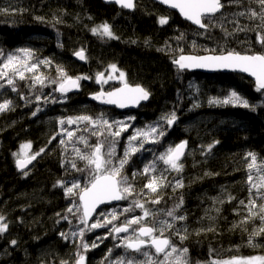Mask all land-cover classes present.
<instances>
[{"label": "trees", "instance_id": "obj_1", "mask_svg": "<svg viewBox=\"0 0 264 264\" xmlns=\"http://www.w3.org/2000/svg\"><path fill=\"white\" fill-rule=\"evenodd\" d=\"M224 2L228 4L230 0ZM250 10H261L257 0H240L238 4L226 6L223 15L218 14L211 21L216 26L203 31L148 0H137L134 12L105 5L101 0H0V64L8 55H15L19 60L14 63L26 77L21 80L11 70L0 69L9 71L14 80L10 86L7 77L0 79V103L12 102L10 110L0 112V216L8 224L7 231L0 233V264H61L62 261L75 264L77 253L83 252L79 247L82 242L98 245L83 253L87 264H118L121 259L132 257L137 264L159 261L162 257L151 247H144L146 254H141L124 246L139 236L133 230L137 225L119 237L109 232L125 219L142 215L141 209L134 208L133 201L145 204L155 213V217L147 219L149 225L166 220L175 226L164 235L177 249H188V264L264 256V233L255 234L264 226L259 215L242 223L250 216L251 205L245 207L250 198L255 199L257 205L252 211L264 215L259 207L264 204V198L256 189H252L250 197L248 182L251 175L254 183L264 185V108L259 107L264 96L242 75L194 74L178 71L171 63L180 55H219L229 50L242 54L264 52V47L257 42L261 21L249 19ZM240 12L245 15H239ZM161 16L169 17L167 25L158 24ZM104 22L119 39H101L93 35L91 28ZM181 35L183 39H179ZM146 40L150 46L145 45ZM25 48L31 50L32 58L20 51ZM159 48L165 51H157ZM80 49L86 53L85 65L77 64L73 58ZM45 59L51 61L50 66L41 64L32 73L26 71L24 64ZM112 64L116 65V71L109 67ZM58 67L71 77L98 72L108 77L124 72V82L109 83L104 89L110 91L125 82L139 85L151 93V101L130 115L135 119L125 122L131 125L127 131L119 137H107V141L103 136L92 135L99 129V123L93 127L87 122L71 125L65 122L62 126L59 120L67 121L69 117L90 116L97 121L102 118L112 122L124 116L88 101L89 94L95 92V80L80 84L79 91L66 95L55 91L59 86ZM34 75L45 78L43 86L34 82ZM233 90L250 104L258 105L257 110L209 103L215 99L222 101ZM37 108L41 110L33 116ZM173 110L179 119L168 128L161 117ZM153 125H163L166 134L158 137L157 143L145 142L135 154L130 153V160L122 170L135 192L119 205L103 208L104 215H98L93 222L103 221L104 217L111 219L113 212L119 219L107 227L89 231L80 221L82 211L76 212L74 208V215L66 210L61 213L67 215L68 220H59L56 213L62 209L60 204L73 206V201L65 196L62 187H54L57 181L69 186L72 181H78L82 187L88 183L87 172L71 167L73 161L78 167H85V161L80 160L73 149L90 152L87 145L101 141L105 142L106 150L107 143L115 140L112 161L113 166H118L117 158L140 143V140L130 142L129 137L137 129L147 130ZM115 127L113 125L114 130ZM65 128L73 131L72 138L67 137ZM53 136L56 139L53 140ZM81 136L87 145L78 139ZM60 140H65L66 144H61ZM182 141H187V153L180 161L183 168L178 172L159 157L167 153L170 144L175 146ZM23 143H30L35 153L45 149L27 176L16 171L17 154ZM209 145H213L210 151ZM144 149L149 150L147 165L154 167L147 175L142 174L145 166L138 158ZM248 153L256 156L252 168L248 167L253 163ZM133 173L137 174L135 179ZM152 177H161L167 186L156 194L151 193L144 185ZM177 180L183 187H175ZM260 191L264 192V187ZM157 196L160 203L152 204ZM181 198L183 203L176 208ZM129 207L133 208L131 212L123 211ZM171 209H175L176 216L185 219L168 217L166 213ZM81 229L84 230L83 240L79 235ZM176 231L187 238L181 240ZM61 232L68 233L67 241L59 235ZM73 232L77 235L72 236ZM89 233L94 237L103 234L105 239H91ZM12 240L17 241L15 246L11 245Z\"/></svg>", "mask_w": 264, "mask_h": 264}, {"label": "snow or ice", "instance_id": "obj_2", "mask_svg": "<svg viewBox=\"0 0 264 264\" xmlns=\"http://www.w3.org/2000/svg\"><path fill=\"white\" fill-rule=\"evenodd\" d=\"M160 4L167 5L170 9L177 10L179 14L190 21L192 24L197 25L200 29L209 30L216 25L212 24L211 21L217 17V15H223V9L226 6H231L232 4H238L240 0H230V3L226 4L224 0H158ZM259 5L261 6V10L259 12L255 10H250L249 19L259 18L261 24L258 25V28L261 31L257 32V42L260 43L262 47H264V0H257ZM105 3H115L119 5L121 8L133 9L136 7L134 0H105ZM239 15H245L244 12H240ZM42 19V18H38ZM158 24L160 26H165L169 22V17L161 16L158 18ZM222 27V26H221ZM241 31L245 29H240ZM226 31V30H225ZM91 32L93 35L98 36L101 39L107 38L108 40L119 39L111 29V26L104 22L96 27L91 28ZM179 39H183L181 35ZM135 43V41H133ZM145 45L150 46L149 41H145ZM21 52L26 54L27 58H32V53L30 49H20ZM159 52L165 51L164 48L157 49ZM207 51V49H206ZM76 57L80 60H85L86 57L84 55V49H80L74 53ZM19 58L15 55H8L6 59L0 64V69H9L13 75H18L21 80H24L25 74L23 70H20L16 67L14 62L18 61ZM21 63H24L21 61ZM171 63L175 65L178 71H186L191 69H210V70H232L239 71L241 73H248L251 77L255 78V91L264 96V52L261 53H245L242 54L240 52H236L235 50H229L226 53H221L219 55H180L178 58L174 57L171 60ZM43 64L46 66H50L51 61L49 60H37L36 63L24 64L26 71L29 73L37 70L39 66ZM109 67L116 71V65L112 64ZM57 71L59 72V86L55 89V91L60 92L62 95H66L69 91L73 89L80 88L81 80L93 79V77H89L86 75L71 77L68 76L67 73L63 70V68L58 67ZM7 77L8 85H13L14 80L9 75V71L0 70V79H4ZM119 77L121 80H124L125 73L120 72ZM111 75L105 78L104 73H97L95 76V81L97 83H107V79H111ZM34 82H38L41 86L45 83V78H42L40 75L33 76ZM15 91L16 89L13 87L12 89ZM151 93L146 90L144 87L136 85L134 87L129 86L126 82L123 87L117 88L112 91L104 92L101 91L99 93L93 94L92 98L95 100H99L101 103L116 105L120 108L128 107L129 105L136 106L139 105L141 101H146L150 98ZM23 99V97H21ZM40 100V97L36 98ZM45 101L48 100V97H44ZM59 102V101H53ZM11 101L5 100L0 103V112H4L10 110ZM209 103H222V104H232L234 106H241L246 109H250L255 112L257 110L258 105L255 103L249 102V100L241 97L236 91H231V93L222 101L219 99L210 100ZM197 105H194L196 107ZM259 107L264 108V102H261ZM41 109L37 108L36 111L32 112L33 116L37 115ZM129 120H134L135 117H128ZM178 116L176 111L165 114L161 117V120L167 125L168 128H171L178 120ZM65 122L69 125L76 124L78 122H87L88 124L93 125L95 127L97 123H99L100 127L98 130H94L92 135H99L105 137L107 141V137H119L122 132L127 131L130 124L125 123L124 121H112L109 122L106 119H100L99 121L93 119L90 116H79V117H69L67 121L64 119L59 120L60 125H64ZM113 125H115V130L113 129ZM66 132L67 137L72 138L74 136L73 131H69L68 129H63ZM166 134V129L163 125H153L150 126L147 130L137 129L135 133L129 137V141H137L140 140V143L136 147H131L127 149L123 155V157H118V166H113L112 157L115 154V140H112L107 143V149L105 150V142L97 141L94 145H87V141L84 137H78V139L84 142L88 147L91 148L90 152H82L78 148H74V152L77 157L85 161V167L80 168L73 161L71 162V167L76 169L79 172H87L88 183L83 187L78 181H72L70 186L68 183L63 181H57L56 186H60L64 189L65 196L70 198L73 201V206L66 209L67 213L75 214L74 208L76 212L82 211V216L80 217V221L83 225L88 227V230L91 231L93 229L107 227L119 219V216L113 212L111 213V219L104 217L103 221L96 220L95 222L89 225V220L92 217L93 213L97 212V208L99 205L110 202V201H119L126 200L129 196H131L135 192V188L132 183L129 181L127 176L122 174V170L126 164H128L130 160V153L135 154L141 148H143V144L145 142L157 143L158 137H163ZM142 138V139H141ZM52 139H56L55 136ZM51 143V140L49 141ZM61 144H66L65 140H60ZM218 143V141H217ZM187 146V141H182L181 143L175 145L174 147H170L167 150L165 155H161L159 157L160 160H163L165 165H168L172 170L181 171L183 165L180 163L181 158L185 153V149ZM22 149L31 148V144H25L21 146ZM213 145L208 146V150L210 151ZM45 151L44 148H41L39 152L32 154L31 156H25V158H17L16 165L18 169H25L28 164H31L33 160H36L38 156L41 155ZM248 156L252 157L253 163L249 164L248 167L252 168L254 166V162L256 160V156L253 153H248ZM154 167L146 166L143 169V175H147L150 171H153ZM23 174L25 176L28 175L27 171H24ZM136 173H133V179L136 178ZM159 181V183H157ZM248 182L250 184L249 193L250 197L253 195L252 189H256V193L264 198V192H261V187L264 185H257L253 182V178L251 175L248 177ZM167 185L164 184L163 179L161 177H152L149 181L144 185V188L150 190L151 193H158L163 187ZM176 188L183 187L181 181H176ZM152 204L160 203V197L157 196L155 200L151 201ZM183 203V199L181 198L180 203L176 205V208H179ZM240 204L245 205L244 201H240ZM249 208L250 216L246 217L242 223H246L247 220L251 217L259 215V219L262 224H264V215H260L259 213H254L252 211L253 208L257 207L255 199H249L248 204L245 207ZM134 208H139L142 210L141 216H133L130 219H125L123 223L119 226L112 227L109 232L115 233H127L130 229H132L133 225H137L134 231L139 233L137 239L133 241H128L124 246L128 249H131L134 253H143V247L146 244L154 247L155 253L158 256H161L162 259L159 261L152 262V264H188L187 256L188 253L187 248L177 247L171 242V240L164 235L167 230H174L175 226L169 221H155L151 225H149L146 221L149 217H155V213L148 209L145 204L140 203L139 201H133ZM260 212L264 213V204L260 205ZM133 210L132 207L123 209L124 212H131ZM99 216H103L104 214L98 213ZM166 215L171 217L173 220H184V216H176L175 209L168 210ZM56 216L59 217V220H68L67 215H62L61 213H56ZM5 218L0 216V233H4L8 229V224L4 222ZM59 220L56 222L59 223ZM144 222V223H142ZM212 229H209L211 231ZM186 232V229H185ZM158 233V235H157ZM260 233H264V226H262L255 234L258 235ZM181 240L187 238L186 235H182L179 231L175 233ZM59 235L65 240H68V233L61 232ZM72 236H76L77 233H71ZM81 240H83L84 230L81 229L79 233ZM97 239H100L99 237ZM252 242V238H249V243ZM11 245L15 246L17 244L16 240H12ZM83 249V252L77 253V259L75 260V264H85L86 257L83 254L86 252L89 247L95 248L98 245L93 242L89 245L86 242H82L79 246ZM111 252V249L109 250ZM61 264H67V261H62ZM118 264H137L135 257L121 259ZM213 264H264V256H255L248 258H237L233 257L226 261H213Z\"/></svg>", "mask_w": 264, "mask_h": 264}, {"label": "water", "instance_id": "obj_3", "mask_svg": "<svg viewBox=\"0 0 264 264\" xmlns=\"http://www.w3.org/2000/svg\"><path fill=\"white\" fill-rule=\"evenodd\" d=\"M136 1L137 0H134V3L136 4ZM148 1H151V2H154V3H156V4H158V5H160V6H162L163 8H165V9H167V10H169V11H171V12H174V13H176L183 21H185V22H187V23H189V24H191L192 26H194L195 28H197V29H200L197 25H194V24H192L190 21H187L186 19H184L180 14H179V12L177 11V10H173V9H170L167 5H163V4H160L159 2H158V0H148ZM101 2L103 3V4H105V5H108V6H116V7H118L119 9H123V10H126L127 12H134L135 11V8H133V9H127V8H121L119 5H117V4H115V3H105V0H101ZM200 30H203V31H205L204 29H200ZM75 59L76 60H78L79 62H84V60H80L78 57H76L75 56ZM176 67V66H175ZM185 72H189V73H194V74H203V75H216V74H224V75H226V74H236V75H242V76H244V77H247L249 80H251L254 84H255V78L254 77H251L248 73H241V72H239V71H232V70H210V69H191V70H186ZM81 84V83H80ZM129 86H132V85H129ZM121 87H123V85H121V86H119L118 88H121ZM132 87H134V86H132ZM117 89V88H116ZM79 89H73V90H71V91H69L68 93H70V92H76V91H78ZM151 95H150V98L148 99V100H146V101H141L140 103H139V105H136V106H132V105H129L128 107H125V108H120V107H118V106H116V105H111V104H105V103H101L99 100H95V99H93L92 97H90V101H92V102H94V103H96L97 105H100V106H104V107H108V108H116L118 111H120V112H126V111H137V110H140L142 107H144V106H147L150 102L149 101H151ZM186 152H187V146H186V149H185V153H184V155H183V157L181 158V160L180 161H182V159L184 158V156L186 155ZM36 162V160H33L32 162H31V164H28L27 165V167L25 168V169H23V170H21V171H26L27 169H29L34 163ZM123 200H119V201H110V202H107V203H104V204H101V205H99L98 206V208H97V212L96 213H93L92 214V217L90 218V220H89V225L94 221L93 219H95V217L97 216V214L101 211V210H103V208H111V207H113V206H116V205H119L121 202H122ZM122 234H124V233H115V236H119V235H122ZM139 234V233H138ZM134 242V241H133ZM148 244H146L144 247H146ZM143 247V248H144ZM153 249H154V247H152ZM131 250V249H130ZM132 251V250H131ZM154 251H155V249H154ZM133 252V251H132ZM85 264H86V262H85Z\"/></svg>", "mask_w": 264, "mask_h": 264}, {"label": "bare ground", "instance_id": "obj_4", "mask_svg": "<svg viewBox=\"0 0 264 264\" xmlns=\"http://www.w3.org/2000/svg\"><path fill=\"white\" fill-rule=\"evenodd\" d=\"M84 55H85V57H86V53H84ZM74 60L77 62V64H80V65H85V63H87V59H85L84 60V62L82 63V62H79L78 60H76L75 59V55H74ZM175 66V65H174ZM98 73H104V72H98ZM96 74L97 73H95V74H93V75H91V76H89V77H93V79H88V80H81L80 81V83L82 84H84V83H88V82H91L92 80H95L94 78H95V76H96ZM105 75V74H104ZM105 78H107L106 76H105ZM110 79H107V81H109ZM109 83H113V82H109ZM109 83H97V82H95L94 84H95V86H94V88H96L95 89V92L93 91L91 94H89V96H88V101L91 103V104H93V105H96V106H98V107H101V108H105V109H113V110H115L116 112H118V114H121L122 116H124L122 119H120V121H123L124 119H126V117L128 116V117H130V115L131 114H133L134 112H138V111H140V110H137V111H126V112H120V111H118L116 108H108V107H104V106H100V105H97L96 103H94V102H92V101H90L89 99H90V97H92V95L93 94H96V93H99V92H101V91H104V92H108L107 90H105L104 89V87L107 85V84H109ZM80 87H81V85H80ZM99 88V89H98ZM80 89V88H79ZM116 88H114V89H112V90H115ZM98 90V91H97ZM112 90H110V91H112ZM79 91V90H78ZM143 108V107H142ZM127 117V118H128ZM107 120V119H106ZM174 142V139H171V142L170 143H173ZM25 144H29V143H23V144H21V146L22 145H25ZM20 146V150H19V152H18V154H17V156L18 157H21V153H22V147ZM170 147H174V145L173 146H171V144H170ZM31 148L33 149V146L31 145ZM148 151L149 150H147V149H144L143 151H142V154H140L139 156H138V158H140V162L142 163V165H144L145 167L146 166H148L147 164H148V160L150 159V156H149V154H148ZM39 152V151H38ZM35 152L33 151V153L32 154H34ZM187 153V152H186ZM186 156V155H185ZM184 156V157H185ZM39 157V156H38ZM37 157V158H38ZM37 162V161H36ZM36 163H34L29 169H27L26 171L29 173V172H31V170L33 169V167H34V165H35ZM16 171L17 172H19V173H23L24 171H21L20 169H18L17 168V165H16ZM69 207H72V204L71 203H62V204H60V206H59V208H62L61 210H60V212L59 213H62V212H65V210L67 209V208H69ZM102 211V210H101ZM100 211V212H101ZM99 212V213H100ZM97 216H98V214H97ZM96 216V217H97ZM95 217V218H96ZM72 223V222H71ZM89 235V238H94L95 240L98 238V237H94L93 235H92V233L90 234H88ZM99 238L100 239H105V236L102 234V235H100L99 236Z\"/></svg>", "mask_w": 264, "mask_h": 264}, {"label": "rangeland", "instance_id": "obj_5", "mask_svg": "<svg viewBox=\"0 0 264 264\" xmlns=\"http://www.w3.org/2000/svg\"><path fill=\"white\" fill-rule=\"evenodd\" d=\"M112 78L107 81V83L109 82H115V83H122L124 82V80H121L120 77H119V73H113V75L111 76ZM128 117V116H127ZM126 117V119H124L123 121L126 122L128 120V118ZM33 153V150L32 148H29V149H23L22 150V153H21V159L25 158V156H31Z\"/></svg>", "mask_w": 264, "mask_h": 264}, {"label": "flooded vegetation", "instance_id": "obj_6", "mask_svg": "<svg viewBox=\"0 0 264 264\" xmlns=\"http://www.w3.org/2000/svg\"><path fill=\"white\" fill-rule=\"evenodd\" d=\"M122 235H123V234H122ZM122 235H119V236H122ZM119 236H117V237H119ZM146 247H151V246H150V242H149V244H148ZM146 247H145V248H146ZM151 248H152V247H151ZM85 262H86V261H85ZM86 264H87V262H86Z\"/></svg>", "mask_w": 264, "mask_h": 264}]
</instances>
